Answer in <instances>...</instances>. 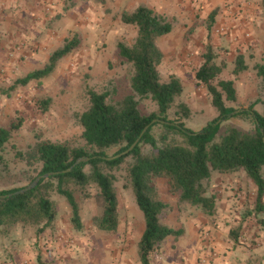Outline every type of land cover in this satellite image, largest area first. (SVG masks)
Here are the masks:
<instances>
[{
  "label": "rangeland",
  "instance_id": "obj_1",
  "mask_svg": "<svg viewBox=\"0 0 264 264\" xmlns=\"http://www.w3.org/2000/svg\"><path fill=\"white\" fill-rule=\"evenodd\" d=\"M119 1L0 0V88L9 90L0 95V126H10L19 119L23 121L0 151L4 158L0 164V189L26 185L28 182L14 184V180L22 177L17 174L21 175L23 170L33 172L18 156V149L24 150L42 139L85 146L80 117L90 106V90L108 91L115 100L133 93L131 66L121 58L118 43L132 44L137 28L121 20L123 9L118 7ZM183 3L181 13L184 17L180 18L173 11L166 13L175 22V27L170 34L157 39L165 56L159 71L162 81L175 76L184 86L183 93L170 109V118H176L178 105L186 103L191 109L190 116L184 118L186 126L200 130L219 116L207 87L196 77L209 41L217 54V61L226 65L219 78L232 79L237 89L238 100H227V103L244 110L253 101L264 97L262 78L256 69L257 64L264 63V6L262 0H233L232 3L229 0H182L178 7ZM169 6L172 8V4ZM213 13L215 23L209 33L207 26ZM67 37H78L79 47L64 57L50 76L25 85L17 82L30 72L43 68ZM240 54L244 55L249 68L236 74L235 60ZM255 107L263 111L261 103ZM141 108L144 112H153L158 106L153 100L145 99L141 100ZM229 121L246 129L254 125L249 116H231ZM243 171H214L206 182L208 193L215 195L217 202L213 214L181 202L179 194L169 190L166 179H158L159 197L168 205L164 222L168 225L183 219L193 222L200 217H226L225 213H229L230 217H255L254 220L262 224L264 212L255 213L254 209L256 191L253 180H249L251 178ZM116 173L120 212V226L116 232L103 231L97 226L96 219L102 208L95 189L88 195L77 194L81 206L80 230L74 228L72 210L66 198L53 192L51 197L57 209L53 225L40 231L37 226L21 223L2 228L0 246L14 244V234L13 237L9 234L23 229L32 242L35 235L42 234L47 241L56 238L64 245L70 244L82 252L78 255L82 260L89 255L104 259L112 247L125 249L140 236L145 217L128 182L125 165ZM58 219L69 224V228H64L65 238L56 231ZM209 232L206 233L204 226L198 228L205 240L212 238ZM248 240L258 243L254 239ZM116 260L113 262L117 263Z\"/></svg>",
  "mask_w": 264,
  "mask_h": 264
},
{
  "label": "trees",
  "instance_id": "obj_2",
  "mask_svg": "<svg viewBox=\"0 0 264 264\" xmlns=\"http://www.w3.org/2000/svg\"><path fill=\"white\" fill-rule=\"evenodd\" d=\"M262 4L264 6V0ZM121 20L137 28L132 44L118 43L121 58L131 66L133 93L115 100L108 91L90 90V106L80 117L85 146L42 139L24 150H17L18 156L33 172L20 171L21 175H17L22 177L14 180V184L30 183L38 175L66 170L83 156L91 159L71 172L44 179L35 189L24 194L2 196L25 185L1 188L0 230L19 223L37 226L38 231L51 227L57 217L56 204L51 197L53 192L66 198L72 210L74 228L80 230L81 206L77 194L83 192L88 195L90 190L95 189L102 208L101 215L96 219L97 226L103 231L116 232L120 226L116 171L125 165L128 182L145 217V229L138 243L139 257L142 264H151V253L165 238L170 235L179 237L183 232L163 220L168 205L158 194L157 180L160 178L166 179L169 190L178 193L181 202L213 214L217 210V202L215 195L208 193L206 185L213 172L245 170L257 185L255 212H264V134L261 131L264 129V97L231 115L239 109L229 105L227 100H238L237 89L232 79L219 78L226 65L217 61V54L209 41L196 77L207 87L219 116L200 130L191 129L184 121L190 116L191 109L182 102L178 105L177 117L170 118V109L183 93L184 86L175 76L169 81H162L159 66L165 56L157 39L170 34L175 22L169 15L146 5L123 9ZM210 20L207 26L209 33L215 23V13L210 15ZM79 44L78 37L65 38L64 44L52 53L43 68L30 72L17 82L25 85L50 76L60 61ZM248 68L244 55H238L234 72L239 74ZM256 69L264 90V63L257 64ZM8 92L0 88V95ZM145 99L153 100L157 110L144 112L141 100ZM259 103L262 112L255 107ZM231 116H249L253 120V128L246 129L231 123ZM22 122L19 119L10 126H0V151ZM148 125V130L142 135ZM138 138V145L128 155L112 161L98 157L126 150ZM110 151H113L112 154ZM3 159L0 153V164ZM39 264L46 263L39 259Z\"/></svg>",
  "mask_w": 264,
  "mask_h": 264
},
{
  "label": "crops",
  "instance_id": "obj_3",
  "mask_svg": "<svg viewBox=\"0 0 264 264\" xmlns=\"http://www.w3.org/2000/svg\"><path fill=\"white\" fill-rule=\"evenodd\" d=\"M124 1L118 2L120 9H133L139 5H146L165 14L173 11L180 18L184 17L181 11L185 4L178 7V2L180 4L182 0H163L162 3L158 0ZM232 1L229 0V3ZM169 4H172V8ZM252 183H254V192H257V185L254 181ZM225 216L200 217L193 222L183 219L177 224H169L175 229H182L183 232L179 237L173 235L166 237L151 253V264H264V230H262L264 220L260 224L254 220L255 217H230L229 213H225ZM55 225L60 235H64L65 227L69 228V224L62 223L61 219H58ZM200 226H204L206 233L210 230L212 238L205 240V236L198 233ZM144 229L145 225L136 241H132L125 249L112 247L108 249V256L101 260L89 254L85 260H82L78 256L81 251L74 249L70 244L64 245L56 238L47 241L42 234L39 237L35 235L32 242L23 229H16L9 234L12 237L14 234V244L3 248L0 246V264H39V259L46 264H142L138 243ZM65 237L66 235L63 236ZM1 238L0 236V241ZM246 239H254L258 243L255 244L251 240L247 242ZM115 259L117 263L113 262Z\"/></svg>",
  "mask_w": 264,
  "mask_h": 264
},
{
  "label": "water",
  "instance_id": "obj_4",
  "mask_svg": "<svg viewBox=\"0 0 264 264\" xmlns=\"http://www.w3.org/2000/svg\"><path fill=\"white\" fill-rule=\"evenodd\" d=\"M242 109H239L235 112H233L231 115H234L235 113L241 111ZM220 122V120L218 121ZM150 125L146 126L142 135L148 130ZM262 133L264 134V129L262 128L261 129ZM141 135V136H142ZM140 141V138H138L128 149L126 150H123V151H120L118 153H115V154H112V155H99L98 157L102 158V159H105L107 161H112V160H115V159H118V158H121L125 155H128L139 143ZM96 157V156H95ZM91 159V157L89 156H83V157H80L78 158L68 169L66 170H61V171H50V172H47V173H44V174H41V175H38L35 177V179L28 183L27 185L25 186H22L21 188H19L18 190L14 191V192H11L7 195H2L3 197H12V196H16V195H19V194H24V193H27L28 191H31L33 189L36 188V186H38L41 181H43L44 179H48L52 176H56L57 174H61V173H65V172H71L73 169H75L78 165H80L82 162H86V161H89Z\"/></svg>",
  "mask_w": 264,
  "mask_h": 264
}]
</instances>
